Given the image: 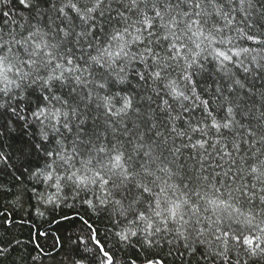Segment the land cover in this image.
<instances>
[{"label": "snow or ice", "instance_id": "obj_1", "mask_svg": "<svg viewBox=\"0 0 264 264\" xmlns=\"http://www.w3.org/2000/svg\"><path fill=\"white\" fill-rule=\"evenodd\" d=\"M5 171L0 264H264V0H0Z\"/></svg>", "mask_w": 264, "mask_h": 264}, {"label": "trees", "instance_id": "obj_2", "mask_svg": "<svg viewBox=\"0 0 264 264\" xmlns=\"http://www.w3.org/2000/svg\"><path fill=\"white\" fill-rule=\"evenodd\" d=\"M16 142L19 143L18 140ZM9 143H11V141ZM14 147H15V145H13V149L3 148L2 150L5 152H8L10 150H14ZM13 162H15V157H13ZM0 183H5L9 187L12 186V178L10 177V175L8 174L7 171L0 173ZM11 199H12L11 195L0 196V205L7 203ZM2 210H3V208L0 207V211H2ZM66 211H69V214H71V210H66ZM14 218L16 220L20 219L19 216H15ZM56 218H59V214H57ZM25 219L27 221L25 224L14 225L12 230H11L15 235H17L22 240L29 239L30 233L35 230L32 227V225H35V228H39L41 231L44 229L49 230V232H50V236L48 238L49 243L52 242V238L55 235H61V237L63 238L64 235H66L69 232H75L76 230H78V227H79L78 221L63 222L59 225H57L55 223H49V221H51L53 219V217L49 216V215H46L44 218H39V217H35V216H32V217L26 216ZM92 219L95 221L96 226L99 229V231L101 233H103L105 228H106L107 222L102 217H92ZM0 230H2V229H0ZM29 247H31V246H29ZM57 259H59V257H57ZM6 264H7V262H6Z\"/></svg>", "mask_w": 264, "mask_h": 264}]
</instances>
